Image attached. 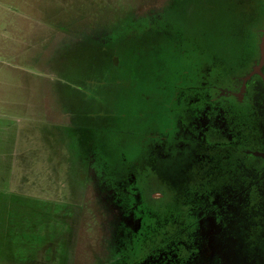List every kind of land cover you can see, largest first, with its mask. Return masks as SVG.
Segmentation results:
<instances>
[{"label":"rangeland","instance_id":"1","mask_svg":"<svg viewBox=\"0 0 264 264\" xmlns=\"http://www.w3.org/2000/svg\"><path fill=\"white\" fill-rule=\"evenodd\" d=\"M262 41L264 0H0V264L228 261L189 194L264 189L260 86L220 94Z\"/></svg>","mask_w":264,"mask_h":264},{"label":"flooded vegetation","instance_id":"2","mask_svg":"<svg viewBox=\"0 0 264 264\" xmlns=\"http://www.w3.org/2000/svg\"><path fill=\"white\" fill-rule=\"evenodd\" d=\"M260 45L261 44H259V52ZM257 64H259V59H253L252 65L245 77L252 72L253 68ZM260 70L264 76V63ZM255 84H259L263 96L262 100H264V83L261 77L257 74L251 76L245 84L241 81L240 87L237 90H233L232 86V89H223L220 94H226L230 98H233L234 100L232 103L237 106L238 109L240 107H242V109L250 108L253 106L254 97L251 93L253 92ZM261 106L262 109L259 115L264 126V102ZM248 146L250 145L248 144ZM232 155L235 157L234 162H236L238 166L239 161L241 160L240 158L245 159L250 163L255 161L261 163L263 166L257 170L256 176L260 185L264 187V149L253 146L245 150H234ZM254 168L253 171L255 174ZM196 171L199 176L200 172H198V170ZM244 176L245 174L243 173V176L241 177L245 179ZM247 178H249L248 175ZM190 180L192 181V178ZM202 180V177H198V180L192 181L197 185H195L196 188H193L194 192L189 195L192 196L191 199L195 198L200 201H205V208H207V206L211 207V209H214L215 215L219 214L217 219L219 229L216 232L215 241L224 249L225 252L228 253V255H220L218 257L222 258L223 261H225L224 259H228V261H225L227 264H264V189L259 191L256 189V185L253 187L248 185L245 190L242 189L239 193L237 192L238 194L234 197L236 213L229 215L222 220L221 210L223 203L220 202L218 194L213 192V188L207 187L206 182L204 184L199 183ZM238 183L239 180H237L235 184ZM248 183L251 182L248 181ZM156 194L159 193L152 191L149 195L150 199H154ZM164 197L165 196H163V198ZM200 205L202 206V204ZM237 220H241L242 223L237 222ZM239 243H241L240 247Z\"/></svg>","mask_w":264,"mask_h":264},{"label":"water","instance_id":"3","mask_svg":"<svg viewBox=\"0 0 264 264\" xmlns=\"http://www.w3.org/2000/svg\"><path fill=\"white\" fill-rule=\"evenodd\" d=\"M263 63H264V43L262 41V43L260 45V61H259V64H257L253 68L252 72L247 77H245L243 79V83L244 84L246 83V81H248L251 78V76H253L255 74L259 75L261 77V79L263 80V83H264V76H263V74L261 73V70H260L261 67L263 66Z\"/></svg>","mask_w":264,"mask_h":264}]
</instances>
